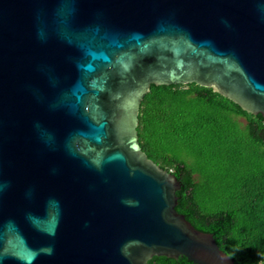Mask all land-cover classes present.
Segmentation results:
<instances>
[{"label": "water", "instance_id": "obj_1", "mask_svg": "<svg viewBox=\"0 0 264 264\" xmlns=\"http://www.w3.org/2000/svg\"><path fill=\"white\" fill-rule=\"evenodd\" d=\"M187 84L264 117V0H0V264H235L139 144Z\"/></svg>", "mask_w": 264, "mask_h": 264}, {"label": "trees", "instance_id": "obj_2", "mask_svg": "<svg viewBox=\"0 0 264 264\" xmlns=\"http://www.w3.org/2000/svg\"><path fill=\"white\" fill-rule=\"evenodd\" d=\"M137 132L142 151L182 185L176 211L235 264H264V117L196 84L153 85Z\"/></svg>", "mask_w": 264, "mask_h": 264}]
</instances>
